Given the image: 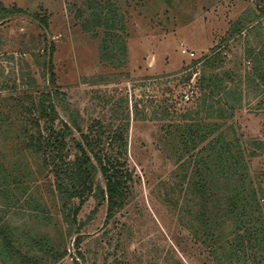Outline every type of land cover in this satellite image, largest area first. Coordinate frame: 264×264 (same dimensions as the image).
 Instances as JSON below:
<instances>
[{"label": "rangeland", "instance_id": "374dc122", "mask_svg": "<svg viewBox=\"0 0 264 264\" xmlns=\"http://www.w3.org/2000/svg\"><path fill=\"white\" fill-rule=\"evenodd\" d=\"M106 2L125 17L126 53L103 60L105 29L97 26L93 13ZM0 3L25 12L0 22V85L3 81L14 85V78L19 85L18 78L27 73L44 86L47 75L31 51L54 43L57 84L65 93L63 107H58L61 119L74 118L86 129L94 119L113 126L128 116V165L133 172L130 201L114 218L107 219L106 204L96 208L97 200L91 197L72 227L49 191L53 180L38 176V162L31 160L32 169L27 171L24 165L29 160L20 141L0 132V158L8 172L15 176L27 171L36 178L24 182L25 194H17L21 204L27 197L45 201L44 215L25 206L18 212L0 208V216L25 232L47 234L60 243L68 252L58 264H74L78 237L83 264H221L202 243L205 230L199 216L207 204L190 186V158L199 148L182 151L184 127L198 113L200 119L221 123L226 139L238 138L245 149L248 180L264 187V82L253 75L256 63L247 57L250 47L264 45V0L262 14L256 0ZM34 14L47 17L48 26ZM238 19L247 28H257L236 30ZM215 52L219 54L215 62L204 65V58ZM209 74L215 77L212 93L198 81ZM9 91L0 90V98ZM208 94V102L225 107L223 114L215 108L211 119L201 105ZM0 109L10 111L1 100ZM17 117L14 112L10 121ZM216 205L209 201L208 208L215 210ZM247 264L261 263L251 259Z\"/></svg>", "mask_w": 264, "mask_h": 264}, {"label": "trees", "instance_id": "16d2710c", "mask_svg": "<svg viewBox=\"0 0 264 264\" xmlns=\"http://www.w3.org/2000/svg\"><path fill=\"white\" fill-rule=\"evenodd\" d=\"M105 4L106 7L100 8V11H94L93 20L105 29L101 58L108 60L113 58L114 53L125 56V17L113 3ZM257 6L262 14L261 0H256ZM20 13L25 12L18 7L9 9L0 3V22ZM33 16L44 27L48 26L47 17ZM258 17L255 15L254 18ZM234 24L239 31L247 28V23L241 19ZM256 26L248 27L247 31H253ZM258 46L250 47L247 57L256 63L253 75L264 82V67L261 66L264 63V45ZM33 49L31 54L47 79L41 86L35 77L23 73L18 78L19 85L16 84L17 78L11 86L6 81L1 83L0 90H10L0 98L10 111L0 109V132L20 141L21 150L25 152L23 155L29 160L24 165L27 171L32 169L31 160L38 162V176L44 175L53 180L49 191L58 201L70 226L77 222L79 212L91 197L97 200L96 208L106 204L107 219L114 218L131 198L133 172L128 165V116L127 121L122 120L113 126L94 119L86 129L74 118L71 122L62 120L58 107H63L65 93L57 84L53 63L55 44ZM23 53L26 54V51ZM218 56V52L206 56L204 65L213 64ZM214 78L210 74L202 75L198 81L203 89L212 93ZM208 96L201 104L208 113L207 117L211 119L209 116H214L216 109L223 114L225 107L219 102H208ZM14 112L18 117L11 122ZM8 123H15L16 126H7ZM220 126L221 123L200 119L198 113L193 122L184 127L182 151L199 148L195 158H190L193 177L190 186L207 204L199 216L205 230L202 243L208 244L207 247L221 264H247L251 259L264 264V187L248 180L245 149L238 138L226 139ZM3 161L0 158V203L5 208H0L7 211L14 208L18 212L25 206H33V210L44 215L45 201H40L42 198L33 200L27 197L21 204L17 197L18 193L25 194L28 190L24 182L36 178L27 171L14 176L8 172ZM210 189L211 192L207 193ZM209 201L217 204L215 210L208 208ZM81 243L82 238L78 237L74 264L85 261L84 254L79 250ZM67 252L50 235H32L0 216V264H58ZM116 264L122 263L116 261Z\"/></svg>", "mask_w": 264, "mask_h": 264}, {"label": "built area", "instance_id": "2783aa9c", "mask_svg": "<svg viewBox=\"0 0 264 264\" xmlns=\"http://www.w3.org/2000/svg\"><path fill=\"white\" fill-rule=\"evenodd\" d=\"M183 52H184V53H189V52H187V50H185V49H183Z\"/></svg>", "mask_w": 264, "mask_h": 264}]
</instances>
